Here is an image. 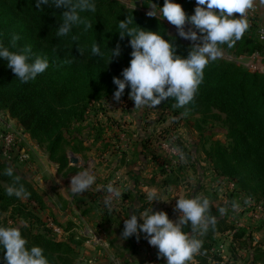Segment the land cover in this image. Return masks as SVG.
I'll list each match as a JSON object with an SVG mask.
<instances>
[{
  "label": "trees",
  "instance_id": "trees-1",
  "mask_svg": "<svg viewBox=\"0 0 264 264\" xmlns=\"http://www.w3.org/2000/svg\"><path fill=\"white\" fill-rule=\"evenodd\" d=\"M139 3V0H131ZM188 15L194 14L195 4L189 0H177ZM95 12H83L80 15L91 26L85 29L84 24L74 26L65 36H57L62 22L63 8L43 5L37 8L36 0H0V40L7 46L11 34L20 36L18 47L31 45L35 55L47 56L49 67L45 72L28 83H21L10 68L7 61L0 58V111L7 110L16 118L39 144L45 146L49 158L58 164V171L66 174L76 172V167L69 165L66 146L74 152L73 139L83 143V139L66 134L75 124L85 120L88 106L92 100H99L114 94L117 85L114 77H122V71L129 66L131 60V37L121 39L118 23L127 16L133 23L151 31H157L176 45L177 54L186 57L193 45L185 43L174 34H170L167 25L158 16H149L128 6L121 0H95ZM162 7L164 0H153ZM152 0H141L143 7H150ZM248 33L229 49L236 54L264 53V39L257 31L256 23L251 25ZM254 30V31H253ZM251 31L254 32L250 33ZM75 36L77 39H72ZM98 43L103 57L91 53V45ZM119 46L120 54L110 62V50ZM15 51L16 49H11ZM110 62V63H109ZM130 87H126L122 96H129ZM166 108L174 110V114L186 115L211 114L213 110L225 115L228 143L214 140L208 149L207 157L213 163L218 175L229 178L239 184L240 191L249 197L264 200V73L252 71L234 61L217 58L210 61L204 69V78L199 85L194 101L184 108L173 105L171 97L162 101ZM79 132L81 129H78ZM92 146L86 147L87 150ZM10 162L0 160V215L20 198L8 196L3 182L8 185L12 178L3 174ZM13 166V165H11ZM21 177L30 195L28 202H36L41 209L47 207L43 196L32 182L13 166ZM209 199L210 197L206 194ZM146 202L137 211L147 209ZM210 214L217 217L214 228L200 235L202 248L194 254V261L188 264H213L222 261L223 257L214 252L219 233H232L233 241L239 244L236 248L247 247L246 228H238L227 221L219 212V208L211 205ZM56 219V218H55ZM60 224V223H59ZM72 223L70 222L69 225ZM22 234L28 240V246L38 245L53 264H75L77 250L73 237L56 239L44 231H35L29 225L20 226ZM69 228V227H66ZM191 231L190 227L185 229ZM237 244V243H236ZM5 251H0V264H6ZM252 263L264 264V247L253 245Z\"/></svg>",
  "mask_w": 264,
  "mask_h": 264
},
{
  "label": "rangeland",
  "instance_id": "rangeland-1",
  "mask_svg": "<svg viewBox=\"0 0 264 264\" xmlns=\"http://www.w3.org/2000/svg\"><path fill=\"white\" fill-rule=\"evenodd\" d=\"M121 1L146 13L152 10L151 7H143L141 0L139 3H134L131 0ZM189 1L196 5L195 0ZM255 13L256 19L252 25L256 23L258 30L253 31L255 34L260 31L259 35L261 36L264 31L258 28L259 20L256 8ZM234 15L239 16L240 14L235 13ZM158 17L167 25L170 34L180 37L175 25L166 18L159 15ZM184 28L186 31L195 30L188 22ZM253 31L250 33L254 34ZM246 33L248 32L246 31ZM180 38L193 46L201 42ZM220 48L223 54L219 58L234 61L252 71L264 73V53L236 54L235 49H229L227 44L220 45ZM163 105L161 102L156 107L145 105L135 108V102L129 96H122L117 101L114 99V94L90 102L85 120L81 124H75L66 134L70 140L72 139L70 136L84 140L83 143H80L73 139L80 154L70 153L72 151L70 146H66L65 149L69 151L70 156H75L79 160L77 164L71 166L78 170L70 174L76 175L87 170L90 174L96 175L97 180L83 193H72L71 188H67L73 203L70 209L67 207V203H65V207L61 208L68 217L63 224H59L57 220V217H61L62 214L52 211L50 205L54 203L52 196L48 195L49 197L46 198L43 193L46 190L52 193V190L55 191L57 186L51 184H45L43 188L38 186L39 179L37 177L40 173L37 164L40 165L41 161L36 155L39 152L38 148L42 149V152H47V150L45 146L39 144L31 138L29 133L25 132L27 144L24 145V149L29 153V160L20 165L19 171L32 182L43 196L47 207L41 209L36 202H28V198L25 196L0 215V225H29L38 232L46 230L51 237L56 239H68L72 236L73 244L77 250L75 264H166V258L159 255L158 248L150 245L143 233L140 234L139 239L135 234L127 239L122 237L123 221L128 217L126 213H119L118 199L113 200L111 208H108L104 203L105 198L109 195L106 192L108 183L115 182L114 186L121 189L124 182L120 180L124 176L126 178L134 177L137 171L138 185L148 186L147 190L155 189L159 194L160 200H145L149 203L150 209L166 211L170 219H172L171 213L167 210L175 212L176 199L180 197L179 195L199 186L200 195L208 194L219 209L226 208V212L222 215L227 221L236 225L237 229L240 227L247 229L245 239H247L248 246L243 248H236L239 243L236 242V244L233 241L232 233L226 232L217 235L216 248L222 245L224 257L222 261L213 264H254L252 263L253 245H255L253 243H260L264 246V200L256 196H246L240 191L239 184L218 175L205 151L214 140L219 139L225 144L228 143L225 115L217 110H213L211 114L205 116L201 114L186 115L185 113L175 115L173 109ZM122 110L132 113L127 118L129 120L115 115ZM2 122H10L17 128H24L16 118L9 115L7 110L0 111V123ZM78 129L81 131L79 132ZM168 139H173L174 143L183 151L185 155L183 162L172 156L168 157V153L162 146L164 140ZM86 140H89L88 144ZM90 146L92 148L87 150L86 147ZM0 160L4 159L0 156ZM166 163H172L169 171L165 167ZM65 172L64 170L59 173L64 178L69 177V174ZM198 175H203L206 178L199 181L196 178ZM213 178L214 181L211 180ZM3 185L9 186L5 181ZM176 192L180 194H176L174 199L170 200L171 195ZM56 195L55 197H61L59 192H56ZM145 195L148 194L145 192ZM245 200L249 202L245 203ZM233 201L239 204L235 210L231 207ZM105 212L107 214L106 226L105 223H102ZM83 216L90 220H85ZM177 217L176 214L174 220ZM70 222L71 225H69Z\"/></svg>",
  "mask_w": 264,
  "mask_h": 264
},
{
  "label": "clouds",
  "instance_id": "clouds-1",
  "mask_svg": "<svg viewBox=\"0 0 264 264\" xmlns=\"http://www.w3.org/2000/svg\"><path fill=\"white\" fill-rule=\"evenodd\" d=\"M194 14L188 15L177 0H164L163 6L155 3L150 5L149 16H161L175 25L180 37L191 41H201L194 44L189 54L184 57L177 54L176 45L165 39L157 31L146 30L127 16L118 23L121 39L131 37L129 44L133 51L129 66L122 71V79L114 77L117 85L114 99L119 101L125 88L130 87L129 98L135 102V108L141 106L156 107L171 97L175 100L174 107L184 108L194 101L199 85L204 78L206 65L221 57L223 52L220 45L232 47L239 41L250 27L247 12L254 7V0H195ZM49 5L63 8L62 22L59 25L57 36L69 34L74 26L84 24L85 29L91 25L80 15L83 12H95V0H36L37 8ZM239 13V16L234 15ZM186 22L195 30H185ZM198 30V31H197ZM261 38L264 39V33ZM72 39H77L73 36ZM20 36L11 34L6 46L0 40V58L7 61V67L12 70L21 83H28L46 71L49 67L47 56L35 55L31 45L18 47ZM11 49H16L15 51ZM110 62L114 56L120 54L119 46L110 50ZM91 53L103 57L98 43L91 45ZM109 62V63H110ZM186 114V112H185ZM178 152L181 162L185 155L180 149ZM3 174L11 177L12 182L6 188L8 196L24 198L30 193L21 183V177L13 166L4 169ZM97 180V176L87 170L76 174L72 178V193H83ZM115 182L106 185L105 205L113 206V200L121 196ZM148 200L156 201L159 194L155 189L148 193ZM245 200V203H248ZM211 202L207 196L195 194L191 197L177 199L175 209L179 212L176 220L170 219L166 211L142 212L129 215L124 221L122 237L127 239L134 234L139 239L140 234L149 244L158 248L160 256L166 258V264H188L194 254L200 251L203 240L198 238L206 234L210 227L214 228L217 217L210 214ZM235 210L239 204L232 202ZM221 214L226 212L225 207L219 209ZM140 220L143 222L141 223ZM190 227L191 231L185 229ZM5 251L6 264H53L45 254V250L38 245L28 246L27 238L22 234L21 227L0 225V251Z\"/></svg>",
  "mask_w": 264,
  "mask_h": 264
},
{
  "label": "crops",
  "instance_id": "crops-1",
  "mask_svg": "<svg viewBox=\"0 0 264 264\" xmlns=\"http://www.w3.org/2000/svg\"><path fill=\"white\" fill-rule=\"evenodd\" d=\"M254 7L256 8L257 14H258V20H259V23H258L259 27L258 28H260L261 31H264V0H254ZM131 114L132 113H128V112L122 110L121 112H118L115 115H117L119 118L122 117L123 119L129 120L127 118ZM86 143L88 144L89 140H86ZM38 150H39V152L37 153L36 156H37V158L39 157V160L41 161L40 165H38L36 163L37 164V168L39 169V173H40L39 176L37 177V179H39L38 186L41 187V188H43L45 186V184L46 185L51 184L52 186H57L55 191L52 190V193H50L47 190H46V192L45 191L44 192L42 191V192L45 193L44 195H45L46 198L49 197L48 195L52 196L53 202H54V203L50 204L51 207H52V211H54L56 213L58 212V214L59 213L62 214L61 217H57V220H58L59 223L63 224V223L66 222V218H68V217H67L66 213L61 210V208L65 207V203H67V207L69 209L72 208L73 199L69 195L67 188L68 187L71 188L72 178L75 175H72V174L69 173V177L64 178V176L61 175L59 173V171H58V165L49 158L48 153L47 152H42L43 150L40 149V148H38ZM66 153H67V156L70 157L68 150H66ZM70 153H74V155H75V153H76V155L80 154L79 151L74 152L73 150L70 151ZM69 165L70 166H74V165H72L71 162H69ZM137 175H138V172L136 171V175L134 177H128L127 176L128 178H126L124 176L123 179L120 180V181L124 182V184L121 186V189H120L121 196L117 200V203L120 204L118 209H119V213L120 212H121V214L126 213L127 217H129V215H131V214H133L135 212H136L137 215H139L142 212H146V211L150 210V206H148L147 209H144V210H141V211H137L141 206H143L146 203L145 200L149 201L148 198H147L148 195H145V192L147 194L150 192L149 190H147L149 188L148 186L138 185L139 181L136 179V178H138ZM196 178L199 181H201V180H204L206 177L203 176V175H198ZM211 180L214 181L215 179L213 178ZM200 190H201L200 187L197 186V187L193 188L192 191L187 190L183 194H180V193L176 192L175 194L171 195L170 200L174 199V196H176V194L177 195L180 194L179 195L180 197H178V198H181V197L188 198V197H191V196H193L195 194H200ZM56 192H59L61 194V197L60 196H59V198L55 197V196H57ZM55 198H58V199L55 200ZM177 199H176V201H177ZM210 202H211L212 206L218 208L214 204V201H211V199H210ZM57 209H58V211H57ZM167 211L171 213V217H172L173 220L175 219V215L176 214H177V216L179 215V212L177 210H175V212H173L171 210H167ZM106 216H107V214L105 212V214L102 217V223H105V226H106V223H107V217ZM83 217H84L85 220L86 219L90 220L86 216H83ZM140 222L142 223L143 221L140 220ZM219 234H221V233H219ZM217 235L218 234H216V236ZM253 244L256 245L255 242ZM257 245L260 246L261 244L259 243ZM191 261H194V259H191ZM259 264H262V263H259Z\"/></svg>",
  "mask_w": 264,
  "mask_h": 264
},
{
  "label": "built area",
  "instance_id": "built-area-1",
  "mask_svg": "<svg viewBox=\"0 0 264 264\" xmlns=\"http://www.w3.org/2000/svg\"><path fill=\"white\" fill-rule=\"evenodd\" d=\"M247 17L250 21V26L256 19L255 7L247 12ZM26 131L24 128H17L16 126L10 124V122L0 123V156L5 160L15 165V167H20V165L25 164L29 160V153L24 149V145L27 144ZM163 148L168 153V157H174L180 160L179 154L175 149H179L178 145L174 143L173 139L164 140L162 143ZM170 165L172 163H166L165 167L170 170ZM214 252H218L222 257V245L218 248L216 246L213 248Z\"/></svg>",
  "mask_w": 264,
  "mask_h": 264
},
{
  "label": "water",
  "instance_id": "water-1",
  "mask_svg": "<svg viewBox=\"0 0 264 264\" xmlns=\"http://www.w3.org/2000/svg\"><path fill=\"white\" fill-rule=\"evenodd\" d=\"M69 159L72 164H77L79 161L78 158L75 156H70Z\"/></svg>",
  "mask_w": 264,
  "mask_h": 264
}]
</instances>
